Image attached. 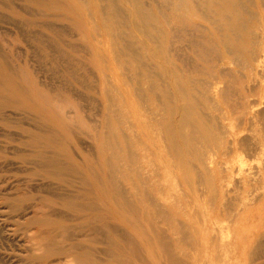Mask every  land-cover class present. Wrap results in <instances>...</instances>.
<instances>
[{
    "label": "bare ground",
    "instance_id": "obj_1",
    "mask_svg": "<svg viewBox=\"0 0 264 264\" xmlns=\"http://www.w3.org/2000/svg\"><path fill=\"white\" fill-rule=\"evenodd\" d=\"M151 7L164 16L159 43L152 42L150 29L159 24L144 0H0V264H136V254L149 264L137 241L149 242L139 217L153 203L161 219L169 215L161 185L149 184L163 178L164 157L197 152L200 130L184 126L213 117L223 136L226 113L218 103L232 93L230 112L243 108L251 126L264 123V0H152ZM111 14L120 17L114 24ZM65 22L74 24L69 35ZM103 36L123 58L111 89L104 66H91L109 48ZM151 43L164 52L157 62ZM174 54L194 70L186 84L173 69ZM240 62L248 70L237 76L242 89L230 84ZM203 101L220 113L208 114ZM88 104L94 117L80 121ZM247 135H233L228 158L243 164L264 154V130ZM246 237L250 247L253 237ZM262 243L248 264L264 256ZM9 245L17 248L13 256Z\"/></svg>",
    "mask_w": 264,
    "mask_h": 264
},
{
    "label": "rangeland",
    "instance_id": "obj_2",
    "mask_svg": "<svg viewBox=\"0 0 264 264\" xmlns=\"http://www.w3.org/2000/svg\"><path fill=\"white\" fill-rule=\"evenodd\" d=\"M144 1L147 8H150V11L153 13L155 20L157 21L155 24H159L158 28L153 27L150 29V33L152 34V42L159 43L161 42L160 40L163 39L162 36H164L165 25L163 12L156 7H151L152 0ZM155 1L161 3L165 2L166 0ZM211 7L212 6L208 4L206 7H203V9L208 12L211 11ZM112 8L113 6L109 4L108 11H111L110 9ZM119 18L120 17H115V15L111 14L107 21L114 24ZM65 25L67 31L69 30V35L71 32L70 27L74 24L71 23V26H68L65 22ZM211 27L214 28L215 26L211 25ZM67 39H70L69 36ZM101 39L104 41L105 46L109 48L107 50L105 47L106 49L103 56H100L98 60H92L91 66L94 64L104 66V84L106 87L111 89L114 85L118 84V74L117 71H115V68L118 66V61L123 60V58L118 52L115 51L114 39L107 40V36H103ZM22 44L23 48H27L29 46L24 41ZM151 44V52H149V54L152 57V61L157 62V59L160 56H163L164 52L160 48L156 47V43ZM33 48L34 47H32V50ZM112 48L113 51L111 52ZM35 49L37 50L38 47H35ZM35 53L36 55L38 53L40 54L38 50L35 51ZM173 57L175 62L173 69L175 71H179L182 74L184 73V83L186 84L190 77L196 76L194 74V70L185 67L183 63L177 60L175 54ZM193 59L198 61L200 58L198 56H194ZM163 65L166 67V70L171 68L169 65ZM240 65L241 66H233V75L235 77L234 82L230 83H233L232 86L238 89H242L244 86V83L241 85L237 80V76H240V69L243 70V73H248V70L242 67L241 62ZM122 78L124 80H122ZM243 79L245 82V78ZM127 80L128 77L124 74V76L121 77V82L123 83ZM231 95H228V100L226 98H221V101L219 100L220 102L218 103V110L220 112L222 111L223 114L226 113V116L224 114L223 118V122L226 126L223 136L217 133V119H214L213 117L208 121H206L207 119L201 121L198 120L199 122L196 121L194 123L195 127L184 126L183 128L187 132L193 131L194 128L200 130L198 135L201 142L198 144V146H200L198 147L197 152L204 156V163L197 160V152H194L191 155L190 153L185 154V152L183 154V151L181 150V154L179 155H167L164 157L167 169L164 172L163 178L159 180L157 179L156 181L158 182L151 181L149 184L150 187L151 185L152 187L155 186V189L159 187V184L161 185L163 194L160 195L167 203V214H169L168 217L165 216L167 218L163 217L161 219V217L165 214L162 215L161 211L154 207L155 203H153V206L152 204H148L146 215L144 214V216L141 215L139 217L141 220H143L142 223H140V221H136L141 225L143 224L140 226V230H142L144 233H147L146 236L149 242H145L143 239L140 241V238H137V241L139 245L141 244V251L143 250L142 253L149 260V264H248L249 258L247 255H249V257L254 256L257 259V256L260 254H256L258 250L256 245H258V243H264V154H252L249 157H245L242 164L240 158H228L226 151L228 148V143L231 142L229 140L234 138V134L237 137H244L243 135H247L245 133L250 132L252 134L247 136L258 138L262 133V130H264V123L261 124L258 120V122L253 125L254 127L251 126L249 123L250 115L247 116L245 120L242 118L243 114H245V109L243 108H235L233 109L235 112H230L229 110H232V108L230 109L229 105H232V103L236 104L237 101L235 93L234 96L232 95L230 98ZM260 103V107L262 106L263 108V97ZM90 106L91 104H88L85 112L79 117L80 121H88L91 117H94V110L92 108L90 109ZM199 107H205V111L213 116L214 114L220 113L218 110L213 109L212 105L208 101H203ZM83 115L85 117H83ZM240 116L241 118H239ZM260 122H262V120H260ZM261 125H263V127ZM260 126L262 128H260ZM252 128L254 129L251 130ZM210 131L212 134H210ZM181 149H183V147H181ZM202 152H204L206 156ZM242 155L244 154L242 153ZM206 157L210 160H208ZM255 157L257 158L255 159ZM205 162L211 166L209 169H206ZM237 178H239V180ZM142 191L144 190L141 187L140 194ZM178 202L179 204L181 202V204L179 205ZM225 202L226 204H224ZM149 208H152L150 209L151 211ZM193 210L196 213H194ZM152 214L153 218L151 217ZM155 215H157L156 218ZM126 216L128 217V215ZM145 216L147 221L144 218ZM164 218L166 219L165 221ZM149 220H151L152 223ZM179 220L182 221V223L179 222ZM177 221L179 224L184 223L186 225L184 231L187 232L186 234L184 232L183 235L185 236L189 233L190 236L191 234L192 236H187L190 238V240L187 239L186 236L182 237L183 230L180 228L183 229L184 224L180 226ZM177 224L179 226H177ZM151 229H153V231ZM162 230L167 232L163 234ZM153 232L155 234L156 232H159V235L162 233L163 235H161L163 237L161 235L159 236L158 233L156 234L157 237H155ZM247 235H251L253 237L251 240H253L254 243L251 244L250 247L245 246L242 243V240L246 239ZM260 236L261 238H259ZM184 238H186V240ZM142 241L143 243H141ZM160 241L162 244L159 243ZM167 244L168 246H172L171 251L173 250V255H171L173 257L165 253L169 252L171 248L170 247L169 250H167L168 248L164 250L165 245ZM254 247H256L254 249L255 252L252 250ZM7 248V256L11 254L13 256L15 253H17V248L15 245H9ZM252 251L254 254H252ZM9 252H11V254ZM166 255L170 257L169 262ZM135 258L136 264H142L138 258V254L135 255ZM244 258L247 259L245 260ZM105 264L108 263L106 262ZM254 264H264V256L256 260Z\"/></svg>",
    "mask_w": 264,
    "mask_h": 264
}]
</instances>
